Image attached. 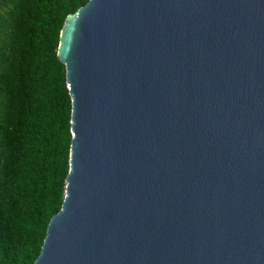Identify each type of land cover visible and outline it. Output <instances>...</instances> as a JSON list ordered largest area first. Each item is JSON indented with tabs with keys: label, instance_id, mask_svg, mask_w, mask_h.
<instances>
[{
	"label": "water",
	"instance_id": "95a60500",
	"mask_svg": "<svg viewBox=\"0 0 264 264\" xmlns=\"http://www.w3.org/2000/svg\"><path fill=\"white\" fill-rule=\"evenodd\" d=\"M58 57L69 171L33 264H264V0H88Z\"/></svg>",
	"mask_w": 264,
	"mask_h": 264
},
{
	"label": "trees",
	"instance_id": "16d2710c",
	"mask_svg": "<svg viewBox=\"0 0 264 264\" xmlns=\"http://www.w3.org/2000/svg\"><path fill=\"white\" fill-rule=\"evenodd\" d=\"M88 0H0V264H33L69 171L71 95L58 57Z\"/></svg>",
	"mask_w": 264,
	"mask_h": 264
}]
</instances>
